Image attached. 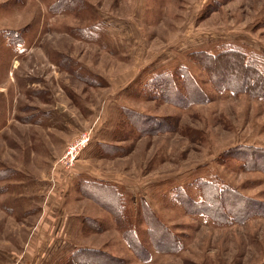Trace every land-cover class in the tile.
Listing matches in <instances>:
<instances>
[{"label": "rangeland", "instance_id": "obj_1", "mask_svg": "<svg viewBox=\"0 0 264 264\" xmlns=\"http://www.w3.org/2000/svg\"><path fill=\"white\" fill-rule=\"evenodd\" d=\"M233 50L264 59V0H0V264H264L262 214L181 202L214 181L264 211V173L230 157L264 148V104L199 61Z\"/></svg>", "mask_w": 264, "mask_h": 264}, {"label": "trees", "instance_id": "obj_2", "mask_svg": "<svg viewBox=\"0 0 264 264\" xmlns=\"http://www.w3.org/2000/svg\"><path fill=\"white\" fill-rule=\"evenodd\" d=\"M203 59H200L201 65L209 72L212 83L215 87H218L222 90L231 91L235 94H247L250 96L257 97V99L261 100L264 104V59L258 58L257 61L254 60L251 54L245 53L240 50H233L228 51L225 53H220L219 55H211V54H202ZM219 60V61H218ZM230 65H234L236 68L237 74L231 75L232 78L228 81H224L222 75L219 74V69L217 68V73H213L210 69L211 65H220L222 70ZM229 68V67H228ZM227 69V68H226ZM238 75H242L243 77H239ZM192 84V83H191ZM189 84V86L193 87L192 90H189L190 96H195V99H198L197 96H203L202 93H196L194 84ZM193 98V97H192ZM232 154L230 155L231 158H239L240 160L244 159V164L247 165L248 168L252 171H259L264 173V148L263 147H254L249 146V148L244 151V149H234L232 150ZM243 156H246V158ZM199 185V192L202 196L198 202L194 201L190 196H186L184 194L183 198L181 199L182 204L186 206L187 212L190 214H203L215 221L225 222V223H233V220L240 217L246 218L250 216H257L262 214L264 217V211L262 209H257L250 204V200L244 194L239 193L237 190L233 189H226L225 185L222 186L219 183L206 181ZM105 191V190H103ZM105 194L110 196L111 200L115 201L118 205V202L122 198L117 192L116 194L112 192L105 191ZM180 197V196H179ZM124 199V198H123ZM145 205L146 203L141 202ZM146 207V205H145ZM149 211L142 213V217L146 225L149 228V234L151 233V238L153 245L156 249H160L164 246V242L167 240L169 241L171 237V233L167 227H165L158 219V216L154 214V212L150 209ZM227 213V214H226ZM114 217L118 222L122 221L121 211H115ZM161 235L164 239L159 241L157 236ZM126 238L130 241V247L133 251H136L140 254H143L144 246L141 244L137 233L133 228L130 231H126ZM142 252V253H141ZM81 251L72 255L69 261L74 260L78 257V259H84L85 255H82ZM89 259H85L87 262L99 264H111L108 262V259L115 260L114 258L101 254L89 256ZM104 259L106 260L104 262ZM116 261V260H115ZM83 263L78 261V264Z\"/></svg>", "mask_w": 264, "mask_h": 264}, {"label": "built area", "instance_id": "obj_3", "mask_svg": "<svg viewBox=\"0 0 264 264\" xmlns=\"http://www.w3.org/2000/svg\"><path fill=\"white\" fill-rule=\"evenodd\" d=\"M79 142H80V141H78V142L76 143V145H74V148H75V149L79 146ZM72 149H73V148H72ZM72 149L69 150V153H72V152H73Z\"/></svg>", "mask_w": 264, "mask_h": 264}, {"label": "crops", "instance_id": "obj_4", "mask_svg": "<svg viewBox=\"0 0 264 264\" xmlns=\"http://www.w3.org/2000/svg\"><path fill=\"white\" fill-rule=\"evenodd\" d=\"M10 100V99H9Z\"/></svg>", "mask_w": 264, "mask_h": 264}]
</instances>
